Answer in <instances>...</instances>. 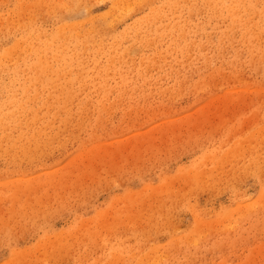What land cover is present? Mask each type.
Instances as JSON below:
<instances>
[{"label":"rangeland","instance_id":"1","mask_svg":"<svg viewBox=\"0 0 264 264\" xmlns=\"http://www.w3.org/2000/svg\"><path fill=\"white\" fill-rule=\"evenodd\" d=\"M0 264H264V0H0Z\"/></svg>","mask_w":264,"mask_h":264}]
</instances>
